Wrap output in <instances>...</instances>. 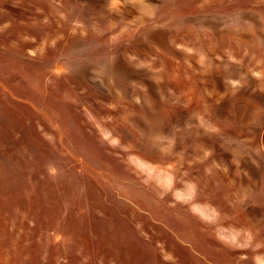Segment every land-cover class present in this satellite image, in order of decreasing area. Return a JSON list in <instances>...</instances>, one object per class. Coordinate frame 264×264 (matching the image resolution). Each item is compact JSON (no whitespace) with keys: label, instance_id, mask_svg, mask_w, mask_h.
Instances as JSON below:
<instances>
[{"label":"rangeland","instance_id":"1","mask_svg":"<svg viewBox=\"0 0 264 264\" xmlns=\"http://www.w3.org/2000/svg\"><path fill=\"white\" fill-rule=\"evenodd\" d=\"M0 264H264V0H0Z\"/></svg>","mask_w":264,"mask_h":264}]
</instances>
